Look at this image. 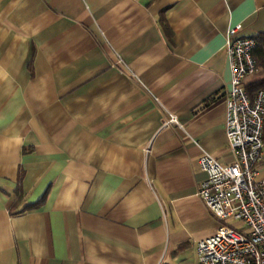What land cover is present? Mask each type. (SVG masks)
<instances>
[{
  "label": "crops",
  "instance_id": "0c3cea01",
  "mask_svg": "<svg viewBox=\"0 0 264 264\" xmlns=\"http://www.w3.org/2000/svg\"><path fill=\"white\" fill-rule=\"evenodd\" d=\"M236 23L264 0H0V264H197Z\"/></svg>",
  "mask_w": 264,
  "mask_h": 264
},
{
  "label": "built area",
  "instance_id": "2783aa9c",
  "mask_svg": "<svg viewBox=\"0 0 264 264\" xmlns=\"http://www.w3.org/2000/svg\"><path fill=\"white\" fill-rule=\"evenodd\" d=\"M240 27L236 23L225 33L231 77L224 126L235 158L223 163L204 151L197 159L205 173L198 194L219 220L197 239V264H264V181L255 177L264 146V88L251 95L245 88V75L257 68L252 56L255 39L239 35ZM171 122H177L173 113L164 119L165 124Z\"/></svg>",
  "mask_w": 264,
  "mask_h": 264
},
{
  "label": "trees",
  "instance_id": "16d2710c",
  "mask_svg": "<svg viewBox=\"0 0 264 264\" xmlns=\"http://www.w3.org/2000/svg\"><path fill=\"white\" fill-rule=\"evenodd\" d=\"M255 45L252 49V56L256 64V70L252 73H259L260 75L255 79L245 82V88L247 92L251 95L256 89L264 88V32H258L254 35ZM46 195V190L43 192L41 197L32 202L27 203L24 207L35 206L43 201Z\"/></svg>",
  "mask_w": 264,
  "mask_h": 264
},
{
  "label": "rangeland",
  "instance_id": "374dc122",
  "mask_svg": "<svg viewBox=\"0 0 264 264\" xmlns=\"http://www.w3.org/2000/svg\"><path fill=\"white\" fill-rule=\"evenodd\" d=\"M237 222H239V221H235L234 223L237 224Z\"/></svg>",
  "mask_w": 264,
  "mask_h": 264
}]
</instances>
